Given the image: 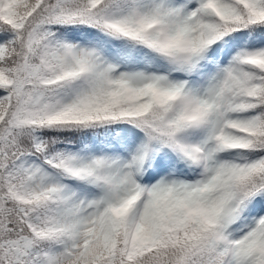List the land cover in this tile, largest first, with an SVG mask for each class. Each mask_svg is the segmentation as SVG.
<instances>
[{"label": "snow or ice", "instance_id": "obj_1", "mask_svg": "<svg viewBox=\"0 0 264 264\" xmlns=\"http://www.w3.org/2000/svg\"><path fill=\"white\" fill-rule=\"evenodd\" d=\"M0 264H264V0H0Z\"/></svg>", "mask_w": 264, "mask_h": 264}]
</instances>
